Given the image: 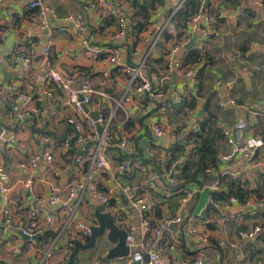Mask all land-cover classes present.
Segmentation results:
<instances>
[{
	"label": "crops",
	"instance_id": "crops-1",
	"mask_svg": "<svg viewBox=\"0 0 264 264\" xmlns=\"http://www.w3.org/2000/svg\"><path fill=\"white\" fill-rule=\"evenodd\" d=\"M32 1H0V65L11 74L9 83L16 84L20 93L29 94L33 98L32 103L25 109L24 119L20 121L12 110L11 102L5 98V90L0 93V131H4L0 139V169L6 175L9 188L8 202L4 203L0 198V264H40V253L46 249L53 252L52 264H66L73 249L72 242L78 240L76 225L80 222L90 226L97 225V209L108 215L116 214L119 202H125L116 183L139 186L144 173L139 169L130 174L116 173L114 167L117 161L113 159L112 154H108L113 169L110 172L96 170L93 181L100 191L113 189L114 195L109 207H102L88 193H85L80 204L72 202L69 209L68 203L64 204L67 201L64 192L55 193L59 202L56 205L50 204L49 198L54 195L52 185L56 182L80 180L89 171L90 153L84 154L76 163L75 156L67 155L62 146L52 141L48 145H41L38 139L43 137L35 136L31 131L32 120L37 128L45 124L50 128H57L64 122H70L75 124L80 134L87 130L85 123L66 105V97L55 85L33 81V72L43 58V48L48 47L47 58L57 69L77 76L79 81L88 82L95 91L104 94L105 97H94V105L98 103L102 105L101 109L114 113L117 125L122 126L125 121L132 124L131 129L135 130V135L139 138L138 145L144 156L149 148L160 155V151L169 153L176 144H184L188 132L197 130L198 124L206 117V102L209 111L215 113L221 126L230 132L238 118L247 119L246 116H251L252 113L264 123V0H259L262 6L255 5V0H241L239 9L234 12L237 24L230 29L225 23L214 20L209 37L203 36L204 27L197 24L195 29L189 25V29L179 39H175L177 32L174 36L160 34L166 17L176 8V3L162 0L163 3L158 4L151 13L147 28L143 32L137 37L128 36L127 39L123 37L120 40H112L115 26L101 30L107 25V17L93 5L95 0H40L55 12L47 28H42L34 10L29 9ZM108 1L116 20H125L126 37L132 25L131 3L134 0ZM71 15H79L86 23V30L81 32L71 22L64 21L65 17ZM230 31L236 33L231 34ZM27 33L30 37H27ZM83 40L88 42L91 48L101 51L97 59L87 57L86 48L82 45ZM191 41L193 45L187 48L186 45ZM125 42H135L132 57L129 59L130 65L121 48ZM244 47H247L246 51H242ZM113 49H119L121 52L119 63L122 61L133 69L143 63L142 77L148 78L153 73L167 77L161 93L150 98L131 90L129 76L123 73L119 65L109 62V52ZM190 49L203 55V59L195 64H185V57ZM169 55L171 56L168 57ZM16 57L28 59L29 63L16 61ZM169 59L183 64L191 74L179 76L175 71L167 70L165 67ZM173 88L180 93L184 105H174L171 95ZM47 91L52 93L51 98H47ZM125 92L132 97V101L139 104L137 108L124 102ZM225 100L227 103L239 101L240 104L231 105L236 109L231 106L226 109L219 107L218 103H224ZM192 101L194 104L189 108L188 105ZM141 108L147 109V114H142L139 111ZM161 108L165 111L159 116L157 111ZM251 117L255 116L252 114ZM154 123L160 124L167 131L164 137L157 138L154 135L151 130ZM171 125L176 128L175 136ZM118 129L120 128L117 127ZM263 129L264 124L259 130ZM253 134L250 128L245 131L244 138L251 139ZM261 140L258 160L262 165L257 170L246 172L250 160L249 153L230 155L231 147L226 144L221 154L223 162L220 173L238 174L254 188L258 173L264 170V137H261ZM190 149L191 146H186L185 151ZM55 150L60 151L58 160L54 156ZM130 150L131 147H128L127 151ZM39 151L51 153L53 163L49 164L44 158L40 159L35 171L37 197L33 198L21 184L25 174L19 165L28 163ZM224 156L230 157L223 160ZM161 158L163 162L157 166L158 169L152 170L155 177L154 188L148 191L151 219L155 223L163 217H175L179 213L178 209H172L176 202L174 199L171 201L173 194L169 191L167 174L163 170L168 157L161 154ZM196 191L194 199L182 212L183 223L174 226L179 243L176 251L170 252L165 247L164 252L172 253L178 260L190 258L195 254L198 243L186 229V225L191 224L196 230L209 236V244L204 250L207 264H264V226L259 217L264 212V198L257 200L251 195L245 206L235 201L231 205H224L220 223L215 226V230H211L207 225L214 221V217L205 215V209L210 203V191L206 186ZM5 211L10 215L9 222L3 218ZM121 212L134 213L127 207ZM67 217L72 219L65 227ZM241 224L247 225L248 230L258 227L260 232L253 238L242 239L240 232L235 230ZM23 230L36 233V239L29 240ZM59 233L61 239L57 240ZM110 247L107 240L102 247L97 243L99 250L79 252L74 264H93L96 259H101L103 264H106L103 258ZM257 249L261 250V253L251 255ZM237 257L243 259L236 261ZM110 264L132 263L126 256L111 259Z\"/></svg>",
	"mask_w": 264,
	"mask_h": 264
},
{
	"label": "built area",
	"instance_id": "built-area-1",
	"mask_svg": "<svg viewBox=\"0 0 264 264\" xmlns=\"http://www.w3.org/2000/svg\"><path fill=\"white\" fill-rule=\"evenodd\" d=\"M1 1V0H0ZM176 3V8L169 13L164 21V26L160 31V34H167L169 36H174L177 32L173 18L177 10L183 4L185 0H167ZM207 3V5H206ZM203 4L206 6L203 7ZM257 6H262V2L255 0L254 2ZM93 5L102 10L106 17L113 16L114 10L108 0H95ZM219 2L217 0H202V6L200 7L198 13L194 15L191 19L190 25L192 29H195L197 24H201L204 28L202 29L203 36L209 37L211 35V23L214 21L212 17V11L218 10L219 17L224 20V23L230 29L237 24V17L234 15L235 10L231 8L219 9ZM29 9L34 10L36 13L35 16L39 21L42 28H47L50 22V19L54 18L55 12L52 8L45 5L40 0H33L29 4ZM65 22H71L74 24V27L79 31L83 32L86 30V23L82 20L79 15H71L64 18ZM118 28L115 30L112 35V40H120L125 38L126 32V23L125 20L119 18L117 21ZM65 29V28H64ZM63 30V29H62ZM230 33H236V31H230ZM27 37H30V34L27 33ZM82 45L86 48L87 57L90 59H97L101 55V51L98 49L91 48L88 45V42L82 41ZM252 46V45H251ZM251 49V47H250ZM173 51V50H172ZM171 51V52H172ZM49 49L47 46L43 48V58L38 64L33 72L32 79L35 82H42L46 85H55L66 97V105L71 107L74 111V114L77 118L85 123L87 131L84 133H79L75 143L77 149V154L75 155L76 163L83 158V153L85 146L88 143H93V146L89 149L90 153V169L82 177V179L77 181L69 182H56L52 185V195L49 198V202L52 205H56L59 200L58 196L55 193L64 192L67 197V201L64 202L66 205H70L72 202H75L76 205L80 204L84 198L85 193H88L93 200L102 205V207H109L112 196L114 195L113 189H107L106 191H100L98 185L93 181V174L96 170H103L110 172L113 168L111 166V159L108 154H111L109 147H113L116 150L127 151L128 147L133 149V140L137 138L135 135V130L124 128L125 123L117 125L114 113H109L104 109H101L102 105L96 103L94 105V97L96 95L104 96L103 93L95 91L88 82H81L77 76L70 75L59 69H57L47 58ZM169 55L168 57H170ZM109 62L115 63L122 68V71L125 75L129 76V86L130 89L134 90L135 93L145 94L150 98L161 93L162 88L165 86L164 83L168 80L165 76H160L155 73L151 74L148 78H144L141 75V72L144 68V65L136 67L133 69L128 65H124L121 59V52L119 49H113L109 52ZM16 61L21 60L22 62L29 63L28 59L24 58H15ZM168 69L175 71L179 76H186L191 74L186 67L179 63L174 62L172 59L167 61ZM244 68L249 71L248 67L244 65ZM1 90H5V98L11 102L12 110L17 115L18 119L22 121L25 117L26 107L32 103L33 98L29 94L20 93L14 83H3V78L0 72V93ZM171 95L174 98V105L176 107L182 104V97L176 88L171 89ZM80 96L82 97L80 99ZM52 93L47 91V98H51ZM124 102L130 103L132 107L137 108L138 103L132 101V97L128 95V92H125L123 95ZM234 102L230 101L228 103L219 102V107L226 109L227 106L233 105ZM94 105V106H93ZM83 106L88 110L84 111ZM98 111L97 119L91 120L89 113ZM142 114H147L148 110L145 108L139 109ZM165 111L164 108H161L157 111V115L161 116ZM250 112L248 111L247 114ZM252 114L255 117H251ZM251 116L247 115L246 118H238L233 125V130L230 132L226 128L222 127L219 120L216 123V126L223 131V134L226 138V143L231 147V154L236 153H249L250 160L249 166L246 172L249 170H256L259 168L262 163L259 160L255 159V156L258 153L262 145V140L260 135L253 134L248 139L244 138L245 131L250 129V122L256 123L255 113H252ZM115 122L116 126L112 129V123ZM101 126V131L97 132L96 125ZM117 127L120 129L117 130ZM173 129V136H175L176 128L171 125ZM151 130L157 138H162L167 134V131L161 127L160 124H152ZM116 133V134H115ZM4 131H0V139H2ZM39 143L48 145L50 140L46 137L38 139ZM69 147L68 141H65L63 148L67 151ZM160 151V150H159ZM146 158L141 160L137 157H131L130 159L124 161H117L114 170L118 174H130L135 169L143 171L144 178L141 181L139 186H130L122 185L116 183V187L120 195L124 198V204L119 202V207L116 214L113 213L110 215L114 219L115 225L119 229H123L126 233L125 244L128 248V255L132 264H207L205 256V248L209 244V236L207 233L196 230L192 227L191 224L186 225L187 232L193 238V240L198 243L197 250L195 254L186 259L178 260L171 253L167 254L164 252L166 247L170 252H174L179 245L177 241V232L174 230V226L181 225L183 223V211L186 209L189 202L193 199L196 194V189H182L181 197L179 199V213L175 217L166 216L163 217L158 222H153L151 219L150 207H149V194L148 191L154 188L153 180L155 179L152 174V170L155 168L153 165L154 162L162 163L163 159L161 154L169 155L168 152L160 151V155L156 154L153 149H147ZM230 156H224L223 160L229 159ZM44 158L47 163H53V157L51 153L47 152H38L28 163H21L19 165L22 172L25 174V178L21 182L22 186L28 191L29 195L33 198L37 197V192L35 189V171L38 169L40 164V159ZM114 159V158H113ZM181 161H175L173 166L178 167ZM155 164V163H154ZM159 165V164H158ZM211 172V171H207ZM167 184L170 186L175 184L174 169H169L167 172ZM232 178H238V174L229 173L227 174ZM210 192H216L220 190V186L217 181H214L210 185L206 186ZM0 198L4 203L9 200V188L6 184V175L0 169ZM129 208L134 213H122L121 211ZM73 213H70V215ZM115 214V215H114ZM223 216V207H218V216L214 218V223L216 226L220 223V217ZM3 218L6 222L10 221V215L7 211L3 213ZM72 218L67 217V223L65 227L70 223ZM78 229V240L81 243H86L91 234V226L85 223H78L76 225ZM59 232V231H58ZM260 232L258 227L253 230L240 232L239 236L242 239H250L257 236ZM23 234L28 238L34 237L36 233H31L23 230ZM61 239V234L57 235V240ZM73 241V240H72ZM53 252L51 249H46L40 253V264H52ZM236 261L242 260L241 258H235ZM93 264H103L101 259H96Z\"/></svg>",
	"mask_w": 264,
	"mask_h": 264
},
{
	"label": "trees",
	"instance_id": "trees-1",
	"mask_svg": "<svg viewBox=\"0 0 264 264\" xmlns=\"http://www.w3.org/2000/svg\"><path fill=\"white\" fill-rule=\"evenodd\" d=\"M219 2V9L231 8L233 10H238L241 5V0H217ZM162 0H134L131 3L133 9V16L131 19V27L126 35L137 37L139 33L143 32L148 25V19L151 13L154 11L158 4H162ZM207 5V3H206ZM203 4V7L206 6ZM202 6V0H185L180 8L174 15L173 22L177 28V35L175 39L182 38L186 31L189 29L191 19L196 15ZM113 16L107 17L106 24L104 27H100L101 30L106 27L115 26L117 29V21L119 18ZM212 17L215 21L219 23H224V20L219 17V11L213 10ZM104 20V19H103ZM167 35V34H165ZM169 36V35H167ZM249 45V43L247 42ZM135 42L132 44L125 42L121 48L127 57L129 65L132 53L134 51L133 47ZM247 47L242 48V51H246ZM203 55L194 49L187 51L185 57V64H195L199 62ZM168 69V63L166 67ZM235 105H239L240 102H234ZM194 101H192L188 107L192 108ZM184 105V103L182 104ZM204 111L206 117L203 121L198 124L197 130L190 131L187 134V140L184 144H176L175 148L169 151V155L165 166L163 167L164 172L169 169H174V174L176 175L175 184L169 186V191L172 192L171 201L174 199L176 204L174 208L177 210L179 207V199L182 195V189H201L203 186L210 185L214 181H217L220 186V190L216 192H210V203L205 209V215H212L214 218L218 216V207H223L224 205H231L232 202H236L239 205L245 206L251 195H254L257 200H263L264 198V170L258 173L257 181L254 188L250 187L247 180H242V178H232L229 175H222L220 173V166L222 165L221 154L224 152L226 146V138L223 131L216 126L219 120L215 113L209 111L208 102L204 105ZM112 123V129L115 128L116 123ZM263 121L261 118L257 117L256 123L250 122V128L253 130L255 135H260L264 137V129L259 130L263 126ZM75 124L70 122H64L61 126L57 128H50L47 124L41 128H37L35 122L31 121V131L35 136H42L48 138L52 143L62 146L65 141H68L69 147L66 154L73 157L77 154V149L75 143L78 131L75 128ZM132 124L125 123L124 128L126 130L131 129ZM87 131V130H86ZM139 138L134 139L133 149L130 151H120L113 147H109V151L113 155V158L118 161H124L130 159L131 157H137L144 160L142 149L138 145ZM93 146V143H88L81 153L86 154L88 150ZM186 146H191V149L185 151ZM135 153V154H134ZM258 160V153L255 156ZM181 161L178 167L173 166L175 161ZM155 163V164H154ZM153 165L158 169L161 163L154 162ZM159 164V165H158ZM158 166V167H157ZM211 171V172H207ZM196 195V194H195ZM194 195V197H195ZM193 197V199H194ZM192 199V200H193ZM159 217V212L157 213ZM262 226H264V212L259 215ZM208 228L213 230L215 228L214 221L208 223ZM254 229V228H253ZM215 230V229H214ZM236 232H246L250 231L247 229V225L241 224L235 228ZM259 240L260 237H258ZM253 245V243H251ZM261 250H254L251 255L260 254Z\"/></svg>",
	"mask_w": 264,
	"mask_h": 264
},
{
	"label": "water",
	"instance_id": "water-1",
	"mask_svg": "<svg viewBox=\"0 0 264 264\" xmlns=\"http://www.w3.org/2000/svg\"><path fill=\"white\" fill-rule=\"evenodd\" d=\"M191 45H193V42L191 41L189 44L186 45L187 48H189ZM0 72L3 78V83L8 84L11 78V74L6 72V70L3 68L2 65H0ZM82 97L80 96V99ZM224 103H227L225 100ZM232 108L236 109L235 106H231ZM83 109L85 112H87V108L83 106ZM98 111L89 113V117L91 120H96L98 117ZM97 132L101 131V126L96 125ZM144 143V141H142ZM257 170V169H256ZM95 218L97 225L91 226V234L88 238V241L86 243H81L79 240H74L72 242L73 249L71 251V254L69 255L68 261L66 264H74L75 259L77 258V255L79 252H85L89 250H99L97 248V240L103 239L107 240L111 247L107 249L106 255L103 258V261L106 264H110L111 259L116 258H123L128 255V248L125 244V237L126 233L123 229H119L115 223L113 217H111L108 214L101 213L99 209L95 212ZM30 239H36V237L28 238ZM100 245V244H99ZM103 245V244H101Z\"/></svg>",
	"mask_w": 264,
	"mask_h": 264
},
{
	"label": "rangeland",
	"instance_id": "rangeland-1",
	"mask_svg": "<svg viewBox=\"0 0 264 264\" xmlns=\"http://www.w3.org/2000/svg\"><path fill=\"white\" fill-rule=\"evenodd\" d=\"M59 154H60V151L55 150L54 156H55V159H56V160H58V159L60 158V157H59ZM98 243H99V244H103V245H105V240L100 239V241H98ZM101 247H102V245H101Z\"/></svg>",
	"mask_w": 264,
	"mask_h": 264
}]
</instances>
